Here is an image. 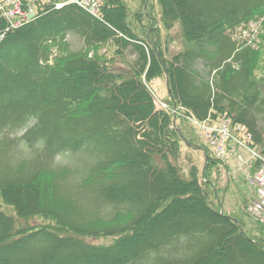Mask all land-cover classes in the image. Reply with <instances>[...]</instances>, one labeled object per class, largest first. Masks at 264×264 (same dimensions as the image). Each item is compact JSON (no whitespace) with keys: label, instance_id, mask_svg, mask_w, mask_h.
<instances>
[{"label":"trees","instance_id":"trees-1","mask_svg":"<svg viewBox=\"0 0 264 264\" xmlns=\"http://www.w3.org/2000/svg\"><path fill=\"white\" fill-rule=\"evenodd\" d=\"M263 11L264 0H107L101 18L68 4L9 29L0 130L25 128L46 159L80 153L79 183L102 212L71 193L68 166L0 160V264H264V223L250 234L223 203L238 184L227 164L145 84L163 80L183 113L245 124L264 153V44L228 31ZM51 43L58 56L44 63Z\"/></svg>","mask_w":264,"mask_h":264},{"label":"rangeland","instance_id":"rangeland-1","mask_svg":"<svg viewBox=\"0 0 264 264\" xmlns=\"http://www.w3.org/2000/svg\"><path fill=\"white\" fill-rule=\"evenodd\" d=\"M44 7H46V6H44ZM262 16H264V11L262 13L256 15V16L252 17V19H258L259 17H261V20H264V17H262ZM94 17H97V16L94 15ZM252 24H255L254 20H252ZM260 25H261V27H263L264 22H262V23L260 22ZM175 26H177V25H175ZM255 28H257L256 25H255ZM251 30H252V26H247L245 29V32L246 31L248 32ZM228 31H231V33H233L232 35L236 36V37L233 36L235 39L242 38L241 36H243V34L238 31V26L230 27L228 29ZM120 32H122V34L124 33V31H122V30H120ZM123 35H125V34H123ZM125 37H126V35H125ZM128 38L131 39L129 36H128ZM65 40H66V43L69 46V48L72 50H78L84 46L82 37L73 30L66 31ZM175 42L177 44H174ZM260 43L264 44V40H261ZM170 44H171V47H172V44L174 46H177L175 48V50H179L182 48L181 39L179 36L177 37V35L175 36L173 42H170ZM54 54H57V55H54ZM55 56H58V53L54 52V53L49 54V58H48L47 62L48 63L53 62V57H55ZM127 56L129 57L130 60H132V56L131 57L129 55H127ZM255 71H256V74L259 75V76H257V81H259L264 86V58L263 57L260 59L259 63L257 62V67H256ZM145 84H146L147 89L148 90H150V88L153 89V91L156 93L157 96L161 97L162 99L167 98V96H166L167 90H166V86H165V83L163 80L153 79L149 82L146 81ZM263 91H264V89H263ZM179 108L186 111V109H185L186 106H181V105L177 106L176 110H178ZM257 117H258L259 126L263 130L262 131L263 137L260 140V142H261L260 145L262 147H264V111L259 113L257 115ZM184 120H187V119L184 118ZM24 131H25V128L0 130V147H2L1 150L5 151L4 155L0 156V160L2 162H6V163H14L16 161L19 162L21 159L33 160V159L37 158V159H40L41 161H45V164L47 163V164L52 165V166H57V165L68 166L72 172L71 176L68 179L70 182L69 185H70L71 190H72L71 193L75 197H77L82 203L88 204L89 206L91 205L90 208L93 211L96 212V210H99V212H102L101 209H98V205H96V204L92 205V203L90 201L92 194L90 192H88L87 190H85L84 187L81 186L79 183V178L82 175V171L84 169V157H82L80 153L75 152L76 154H72V153H65L62 155L56 154L54 156L48 157L49 159H46L41 154L38 143L33 141L32 144H28L25 142V140H23L21 135L24 133ZM196 134H199V133H196ZM256 149H257V152L260 151L258 148H256ZM210 152L215 158H217L211 150H210ZM200 155L201 154H199V156ZM199 159H201V156L199 157ZM201 161H202V159H201ZM228 161L230 163H233L231 158H228ZM259 163L260 162L255 163V167L252 168V172L250 173L251 176L254 173V171H256V166L258 167ZM231 177L234 178L232 175H231ZM222 179H224V177ZM236 180H237L238 184L234 183V185H233L231 183L227 187L226 191L224 192L223 203H224V205L228 211L229 210H231V211L237 210V208L241 209L240 212H242L241 217H242L243 227L250 234L257 235L258 229L255 228V226L258 225L259 228H261V226H263V224L262 225L259 224V221L264 223V215H262V214L260 215L263 218L255 216V215H253V213H251L249 211V208H248V204L251 202V200L254 199V196L257 197V194H258L256 191L257 188H255L253 186V184L250 182V180L249 181L246 180L245 182L243 180H240L239 178H237Z\"/></svg>","mask_w":264,"mask_h":264},{"label":"built area","instance_id":"built-area-1","mask_svg":"<svg viewBox=\"0 0 264 264\" xmlns=\"http://www.w3.org/2000/svg\"><path fill=\"white\" fill-rule=\"evenodd\" d=\"M43 0H6L9 4L7 10L0 6L1 14L10 19L15 17V21H10L3 30L0 31V39L2 38L9 25H17L23 19L34 15L35 10L32 5ZM52 2V6L60 7L67 2H73L92 15L100 17L101 9L107 0H47ZM162 108L171 110L172 112L184 114V116L194 124L198 129L200 136L207 142L213 154L222 160L231 158L232 171L240 170L246 180H250L255 188H257L256 199L251 200L248 205L249 211L257 216L264 215V156L250 143V133L240 124H233L228 118L213 119L207 117L198 119L191 113L181 112L174 107H170L166 102L159 101ZM260 162L256 166V171L251 176L252 168L255 163Z\"/></svg>","mask_w":264,"mask_h":264}]
</instances>
